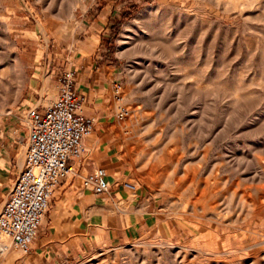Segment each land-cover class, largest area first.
Returning a JSON list of instances; mask_svg holds the SVG:
<instances>
[{
  "label": "rangeland",
  "instance_id": "rangeland-1",
  "mask_svg": "<svg viewBox=\"0 0 264 264\" xmlns=\"http://www.w3.org/2000/svg\"><path fill=\"white\" fill-rule=\"evenodd\" d=\"M99 13L129 182L159 221L59 264H264V0H0V121L56 98Z\"/></svg>",
  "mask_w": 264,
  "mask_h": 264
},
{
  "label": "crops",
  "instance_id": "crops-1",
  "mask_svg": "<svg viewBox=\"0 0 264 264\" xmlns=\"http://www.w3.org/2000/svg\"><path fill=\"white\" fill-rule=\"evenodd\" d=\"M99 14L90 26V34L99 36L98 41L88 39L81 47L85 52L76 49L65 64V70L74 71L76 89L84 99L83 113L94 119V128L83 139L82 154L68 160L72 170L54 189L45 220L25 255L32 264H59L83 249L128 242L159 221V197L137 192L136 185L129 182L112 94L122 69L102 47L101 36L108 31L110 14ZM34 105L43 111L48 104ZM21 115L18 120L0 121V201L23 165L18 139H24L27 132ZM97 167L106 170L110 184L103 193L82 184V178Z\"/></svg>",
  "mask_w": 264,
  "mask_h": 264
},
{
  "label": "built area",
  "instance_id": "built-area-1",
  "mask_svg": "<svg viewBox=\"0 0 264 264\" xmlns=\"http://www.w3.org/2000/svg\"><path fill=\"white\" fill-rule=\"evenodd\" d=\"M58 81L57 96L43 111L39 105L29 106L20 117L27 132L24 139H18L25 144L23 165L0 207L4 250L13 246L24 253L30 251L55 187L72 170L68 160L82 154L83 139L94 128V119L83 113L84 99L76 89L74 71L65 70ZM113 86L119 98L118 82ZM82 184L96 193L108 191L110 185L103 167L85 175Z\"/></svg>",
  "mask_w": 264,
  "mask_h": 264
},
{
  "label": "bare ground",
  "instance_id": "bare-ground-1",
  "mask_svg": "<svg viewBox=\"0 0 264 264\" xmlns=\"http://www.w3.org/2000/svg\"><path fill=\"white\" fill-rule=\"evenodd\" d=\"M0 249H1L2 251H4V249H3V242H1V241H0Z\"/></svg>",
  "mask_w": 264,
  "mask_h": 264
}]
</instances>
